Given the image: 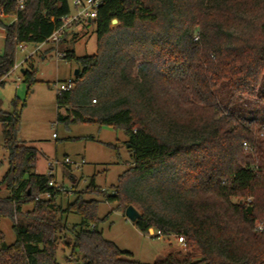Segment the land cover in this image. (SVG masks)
Wrapping results in <instances>:
<instances>
[{"label": "trees", "instance_id": "obj_1", "mask_svg": "<svg viewBox=\"0 0 264 264\" xmlns=\"http://www.w3.org/2000/svg\"><path fill=\"white\" fill-rule=\"evenodd\" d=\"M71 12L68 0H26L22 9L0 0V82L17 46L54 48L47 39ZM87 23L96 51H63L79 68L74 88L56 94V120L123 131L132 164L103 199L134 206L144 234L183 237L185 251L144 263L103 237L97 200L80 193L62 210L51 177L36 172L38 151L18 140L14 98L12 111L0 108L8 153L0 190L9 191L0 196V219L15 233L7 244L0 230V264H62L60 242L71 248L66 264H264V234L254 231L264 220V0H103ZM34 72L21 69L28 89ZM45 192L51 198L35 200ZM93 192L94 178L83 193ZM62 212L80 222L67 228Z\"/></svg>", "mask_w": 264, "mask_h": 264}, {"label": "rangeland", "instance_id": "obj_2", "mask_svg": "<svg viewBox=\"0 0 264 264\" xmlns=\"http://www.w3.org/2000/svg\"><path fill=\"white\" fill-rule=\"evenodd\" d=\"M71 1L68 0L70 6ZM73 32L78 34L74 36ZM23 45V48L17 46L15 50L17 68L12 69L0 85V107L4 111H12V100L19 99L21 116L18 139L38 151L36 172L45 173L50 160L62 162L68 157L72 161L68 164L69 170L63 164L55 169L53 178L56 184L68 191L56 195V204L64 210L80 193L84 200H97V228L103 237L113 241L121 250L131 252L141 262L153 263L173 250L181 249L184 252L185 249L174 235L155 237L140 232L117 203L103 199L101 192L111 193L118 176L132 164L123 131L93 123L57 122L56 89L60 83L74 79V71L79 68L77 63L56 57L55 50L49 43L37 47L33 44ZM58 50H73L77 56L93 54L96 51L94 25L76 24L73 31H66ZM1 51L0 42V53ZM30 66L35 71L36 82L28 89L22 79L21 69ZM7 169L8 153L3 147L0 125V181ZM92 178L99 192L83 193ZM8 194L9 191L2 187L0 196ZM26 206L31 208V204ZM59 214L62 224L67 228L80 222V217L74 213ZM0 230L4 233L7 244L15 241L9 218L0 219ZM70 255L71 248L60 242L57 260L66 264V258ZM80 255L76 251L74 257L78 259Z\"/></svg>", "mask_w": 264, "mask_h": 264}, {"label": "built area", "instance_id": "obj_3", "mask_svg": "<svg viewBox=\"0 0 264 264\" xmlns=\"http://www.w3.org/2000/svg\"><path fill=\"white\" fill-rule=\"evenodd\" d=\"M18 9H22L24 7V4L26 0H16ZM103 0H72L71 5L73 8V11L69 13L68 15L60 17L59 21L60 24L59 26L53 31V33L48 37L47 42H50L54 45V50H55V55L58 58H62L64 56V52H61L58 50V43L61 40V37L66 31L72 30L73 27H75L76 24H85L86 22H89L93 18L96 17L97 10L101 6ZM18 47L23 48L24 45L20 44ZM17 68V65H14L12 69ZM74 88V83L73 80H68L66 82H62L58 85L56 89V94H60L61 92L68 91ZM53 136H55L53 134ZM244 150L245 151H250V148L247 147V145L244 143ZM72 161L68 158L65 157L62 162L58 161L57 159L55 160H50L47 163V170L45 174L47 176H50L51 179L48 181L49 186H53L56 188V190L60 193L62 192H68L64 187H61L56 184L54 180L55 176V169L59 164H71ZM113 193V190L112 192ZM51 198V193L50 192H45L37 195L35 197V200H40V199H49ZM249 201V200H248ZM254 231L257 233H262L264 234V220H256L254 222ZM147 234H152L153 236L155 234H158L159 237L160 231H154L153 229H149ZM177 241L181 244V247L184 249L185 248V243L183 237H178Z\"/></svg>", "mask_w": 264, "mask_h": 264}, {"label": "crops", "instance_id": "obj_4", "mask_svg": "<svg viewBox=\"0 0 264 264\" xmlns=\"http://www.w3.org/2000/svg\"><path fill=\"white\" fill-rule=\"evenodd\" d=\"M1 17H2L3 21L6 22V23H12V22L15 21V16L14 15H2ZM80 25H82V24H80ZM73 30H74V27L72 28L71 31H73ZM73 34L77 35L78 33L77 32H73ZM4 38H5L4 30L0 27V42H1V46H3ZM9 74L3 79V82L9 76ZM3 82H0V85L3 84ZM29 209L30 208H27L26 205L23 206V210H29Z\"/></svg>", "mask_w": 264, "mask_h": 264}, {"label": "water", "instance_id": "obj_5", "mask_svg": "<svg viewBox=\"0 0 264 264\" xmlns=\"http://www.w3.org/2000/svg\"><path fill=\"white\" fill-rule=\"evenodd\" d=\"M77 73H78V69H76L74 71V75H77ZM18 140H20V139H18ZM240 202H242V200H240ZM124 214L128 220H130L131 222H134V223L140 218L139 211L132 205H129L125 208Z\"/></svg>", "mask_w": 264, "mask_h": 264}]
</instances>
